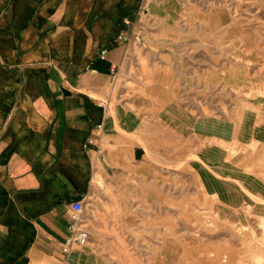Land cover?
<instances>
[{
  "label": "rangeland",
  "instance_id": "1",
  "mask_svg": "<svg viewBox=\"0 0 264 264\" xmlns=\"http://www.w3.org/2000/svg\"><path fill=\"white\" fill-rule=\"evenodd\" d=\"M141 11L102 99L153 175L120 203L96 174L104 190L82 218L93 237L69 264H264V0H145Z\"/></svg>",
  "mask_w": 264,
  "mask_h": 264
},
{
  "label": "crops",
  "instance_id": "2",
  "mask_svg": "<svg viewBox=\"0 0 264 264\" xmlns=\"http://www.w3.org/2000/svg\"><path fill=\"white\" fill-rule=\"evenodd\" d=\"M144 2L0 0V264L76 262L71 203L92 216L96 174L120 203L152 177L145 147L102 99L142 32Z\"/></svg>",
  "mask_w": 264,
  "mask_h": 264
},
{
  "label": "built area",
  "instance_id": "3",
  "mask_svg": "<svg viewBox=\"0 0 264 264\" xmlns=\"http://www.w3.org/2000/svg\"><path fill=\"white\" fill-rule=\"evenodd\" d=\"M72 216L75 221L73 226V233L67 243L66 250L73 244L85 246L90 242V233L86 227H83L82 215L85 210V205L82 200L73 201L71 203Z\"/></svg>",
  "mask_w": 264,
  "mask_h": 264
}]
</instances>
